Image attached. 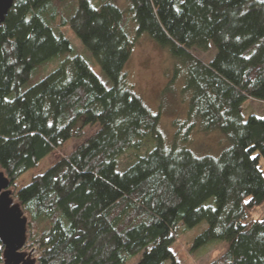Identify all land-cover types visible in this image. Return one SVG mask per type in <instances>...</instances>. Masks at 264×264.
Here are the masks:
<instances>
[{"label": "trees", "instance_id": "trees-1", "mask_svg": "<svg viewBox=\"0 0 264 264\" xmlns=\"http://www.w3.org/2000/svg\"><path fill=\"white\" fill-rule=\"evenodd\" d=\"M136 24L182 67L187 120L218 130L227 146L196 156L157 129L158 114L122 72L132 41L113 0H12L0 24V171L13 181L106 111L110 120L13 195L26 217L35 264H166L179 225L204 222L191 252L226 242L208 264H264V116L243 118L246 98L264 101V0H126ZM68 26L105 84L58 31ZM215 49L202 62L196 53ZM59 64L23 88L49 60ZM177 71V70H176ZM174 72V74L176 73ZM153 145L123 170L117 160ZM212 199V203L208 200ZM2 246L0 244V264Z\"/></svg>", "mask_w": 264, "mask_h": 264}, {"label": "rangeland", "instance_id": "rangeland-1", "mask_svg": "<svg viewBox=\"0 0 264 264\" xmlns=\"http://www.w3.org/2000/svg\"><path fill=\"white\" fill-rule=\"evenodd\" d=\"M92 5H97L98 0H89ZM114 4L121 8L125 13L126 27L125 33L132 41L130 55L124 63L122 72L125 74L128 84L133 92L138 95L148 108L155 114H158L157 129L163 136L164 143L169 146L173 142L189 149L196 156H217L220 151L227 146L225 137L218 130H204L198 120H193L188 129L187 120L189 93L185 91V79L182 73V67L178 60L170 55L166 48L160 47L145 32L136 34V24L132 14L128 11L126 0H113ZM58 31L69 41L72 54L80 56L105 84H109L99 65L80 42L78 37L68 26H59ZM215 49L210 47L207 52L196 53L198 59L207 62L212 58ZM64 58L60 55L49 60L35 69L28 81L23 84V88L33 84L40 77L52 71ZM177 70V71H176ZM176 73L174 74V72ZM243 118L249 115L257 117L264 116V101H258L252 98H246L240 106ZM111 111H106L94 119L89 125L82 129L80 138H70L60 147L43 157L36 165L28 171L18 176L13 181V186L9 187L12 194L18 188L24 186L35 174L42 173L61 157H67L79 144L86 141L88 137L94 134L99 128L105 125L111 118ZM153 142L150 137L142 140V145L138 150L131 149L117 160V170L121 171L135 159L151 149ZM259 167L264 174V160L259 158ZM14 199V198H13ZM212 203V199L208 200ZM264 219V201L254 207L247 215V220ZM204 222H200L190 228L179 225V232L175 240L166 249V264H208L220 256L225 248L226 242H218L205 249L190 251L192 240L203 228ZM27 229V228H26ZM28 232L26 230V241L22 248L24 251L31 249L32 257L35 258L37 244L29 245L27 242ZM139 255L130 258L125 264H135Z\"/></svg>", "mask_w": 264, "mask_h": 264}, {"label": "water", "instance_id": "water-1", "mask_svg": "<svg viewBox=\"0 0 264 264\" xmlns=\"http://www.w3.org/2000/svg\"><path fill=\"white\" fill-rule=\"evenodd\" d=\"M11 4L12 0H0V24ZM9 187V180L0 171L1 264H35L31 249H22L26 241L27 220Z\"/></svg>", "mask_w": 264, "mask_h": 264}]
</instances>
